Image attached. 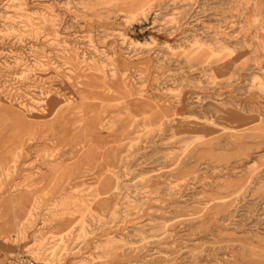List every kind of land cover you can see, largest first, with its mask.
Masks as SVG:
<instances>
[{
  "label": "rangeland",
  "instance_id": "374dc122",
  "mask_svg": "<svg viewBox=\"0 0 264 264\" xmlns=\"http://www.w3.org/2000/svg\"><path fill=\"white\" fill-rule=\"evenodd\" d=\"M127 1L0 0V264H264V0Z\"/></svg>",
  "mask_w": 264,
  "mask_h": 264
},
{
  "label": "built area",
  "instance_id": "2783aa9c",
  "mask_svg": "<svg viewBox=\"0 0 264 264\" xmlns=\"http://www.w3.org/2000/svg\"><path fill=\"white\" fill-rule=\"evenodd\" d=\"M5 264H41V263L36 262L35 260L25 255H11L7 258Z\"/></svg>",
  "mask_w": 264,
  "mask_h": 264
},
{
  "label": "bare ground",
  "instance_id": "6f19581e",
  "mask_svg": "<svg viewBox=\"0 0 264 264\" xmlns=\"http://www.w3.org/2000/svg\"><path fill=\"white\" fill-rule=\"evenodd\" d=\"M128 2H129V0L127 1V3H128ZM120 3H121V2H120ZM124 3H126L125 0H124L123 4H124ZM131 15H132V14H131ZM131 15L129 14V16H131Z\"/></svg>",
  "mask_w": 264,
  "mask_h": 264
}]
</instances>
